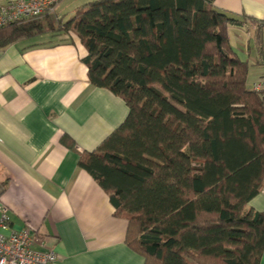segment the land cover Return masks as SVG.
<instances>
[{"label":"trees","instance_id":"trees-1","mask_svg":"<svg viewBox=\"0 0 264 264\" xmlns=\"http://www.w3.org/2000/svg\"><path fill=\"white\" fill-rule=\"evenodd\" d=\"M214 0H91L0 28V49L49 33L76 38L92 85L129 114L79 165L128 220L144 264H260L264 93L229 43L235 19ZM245 18L264 26L245 14ZM61 141L75 148L74 140Z\"/></svg>","mask_w":264,"mask_h":264},{"label":"crops","instance_id":"crops-1","mask_svg":"<svg viewBox=\"0 0 264 264\" xmlns=\"http://www.w3.org/2000/svg\"><path fill=\"white\" fill-rule=\"evenodd\" d=\"M4 0H0L2 2ZM91 0H61L57 14ZM235 21L229 43L249 64L250 83L264 78V0H214ZM76 14V13H75ZM75 16V15H73ZM76 38L49 33L0 49V216L29 227L59 264H144L126 244L128 220L115 215L108 193L79 165L126 119V101L90 83ZM70 136L75 148L61 141ZM248 207L264 212V182ZM264 264V255L260 261Z\"/></svg>","mask_w":264,"mask_h":264},{"label":"built area","instance_id":"built-area-1","mask_svg":"<svg viewBox=\"0 0 264 264\" xmlns=\"http://www.w3.org/2000/svg\"><path fill=\"white\" fill-rule=\"evenodd\" d=\"M61 0H4L0 2V28L14 22L40 18L57 11ZM253 90L264 93V78L253 84ZM8 205L1 206L0 264H59L56 252L37 238L29 227L10 228Z\"/></svg>","mask_w":264,"mask_h":264},{"label":"rangeland","instance_id":"rangeland-1","mask_svg":"<svg viewBox=\"0 0 264 264\" xmlns=\"http://www.w3.org/2000/svg\"><path fill=\"white\" fill-rule=\"evenodd\" d=\"M75 13H76V11L74 12H71V11H67V12H61V14L63 15V17H64V20H69V19H71L72 17H74L73 15H75ZM254 23V22H253ZM250 81H251V74H250V76H249V78H248V82L250 83Z\"/></svg>","mask_w":264,"mask_h":264}]
</instances>
